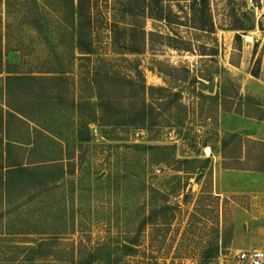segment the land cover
Returning <instances> with one entry per match:
<instances>
[{
    "label": "rangeland",
    "instance_id": "374dc122",
    "mask_svg": "<svg viewBox=\"0 0 264 264\" xmlns=\"http://www.w3.org/2000/svg\"><path fill=\"white\" fill-rule=\"evenodd\" d=\"M121 2H94L101 11L94 16L99 52L137 60L145 86L180 93L186 109L177 111L165 97L146 127L89 124L86 143L75 140L78 119L72 114H49L31 125L68 154L50 153L47 181L16 191L17 208H0V264H243L237 258L242 249L264 253V172L224 169L218 140L239 118L254 129L264 122L225 113L219 104H242L244 113L264 117V0H207L194 13L190 0L182 1L171 27L146 21L145 30L161 36L152 48L116 56L106 24ZM75 5L0 0V108L9 76L58 71L77 79ZM210 83L212 93L202 89ZM222 90L229 98L221 99ZM175 118L181 123L169 127ZM35 134L27 132L20 142L43 141ZM205 144L213 148L208 155ZM22 227L35 234L16 235ZM212 241L218 256L202 262ZM16 246L33 251L20 254Z\"/></svg>",
    "mask_w": 264,
    "mask_h": 264
},
{
    "label": "trees",
    "instance_id": "16d2710c",
    "mask_svg": "<svg viewBox=\"0 0 264 264\" xmlns=\"http://www.w3.org/2000/svg\"><path fill=\"white\" fill-rule=\"evenodd\" d=\"M182 1L123 0L118 8H111L115 15L106 24L110 52L116 56L139 55L152 48L154 39L161 36L153 31L147 32L146 21H163L171 27L178 18L177 12L184 8ZM94 2L76 0L72 10L73 52L79 56L80 62L76 80L68 72L58 71L6 78L4 107L0 108V208L15 205L17 202L12 201V196L16 191L19 193L29 188V182L47 181L46 174L53 167L47 160L50 153L68 154L62 144L54 142L42 132H36L31 126H39L47 115H74L78 119L75 124V140L77 143H86L90 139L89 124L101 128L117 125L146 127L153 113H159L165 104L160 101L165 97L172 98L173 107L177 111L186 109L181 103L180 93L172 92L170 88L145 86L137 60L109 58L99 52L94 37L97 29L94 16L101 11ZM206 6L207 0H190L188 9L194 13ZM115 17L119 20H115ZM222 98H229L223 90ZM223 102L221 100L219 108L225 113L234 112L264 122V117L244 113L242 104L226 108ZM179 123L181 121L175 118L169 127H178ZM32 130L37 133L36 136L43 137V141L31 137L25 143L20 142L21 137ZM47 133L54 135L52 132ZM214 135L217 136V133ZM218 141L224 169L264 172V154L261 153L264 150L263 142L229 132L223 133ZM248 145L252 148L249 149ZM204 147L213 150L207 144ZM34 156L39 158L31 160L30 157ZM229 162L236 166L225 167V163ZM23 178L28 181L17 185L16 180ZM19 203L13 208H17ZM23 227L16 230L15 234H35L30 228ZM13 250L26 255L33 248L16 246ZM218 252L217 244L212 241L199 258L202 262H208L216 258Z\"/></svg>",
    "mask_w": 264,
    "mask_h": 264
},
{
    "label": "crops",
    "instance_id": "0c3cea01",
    "mask_svg": "<svg viewBox=\"0 0 264 264\" xmlns=\"http://www.w3.org/2000/svg\"><path fill=\"white\" fill-rule=\"evenodd\" d=\"M248 121H256V120L248 119ZM253 127H254L253 124H251L250 122H245L244 120H242V118H239L238 120L235 121V126L229 129L231 131L229 133H239L242 131L244 132L246 131V133H248L247 137H251L252 139H255L257 141L264 143V128L254 129ZM232 244L234 246V240ZM244 249H242L240 252L246 251V248Z\"/></svg>",
    "mask_w": 264,
    "mask_h": 264
},
{
    "label": "built area",
    "instance_id": "2783aa9c",
    "mask_svg": "<svg viewBox=\"0 0 264 264\" xmlns=\"http://www.w3.org/2000/svg\"><path fill=\"white\" fill-rule=\"evenodd\" d=\"M237 258L243 264H263L264 253L256 249L242 251L238 253Z\"/></svg>",
    "mask_w": 264,
    "mask_h": 264
},
{
    "label": "water",
    "instance_id": "95a60500",
    "mask_svg": "<svg viewBox=\"0 0 264 264\" xmlns=\"http://www.w3.org/2000/svg\"><path fill=\"white\" fill-rule=\"evenodd\" d=\"M213 84L212 83H210V84H208V85H206V86H203L202 87V89L203 90H206L207 92H209V93H212L213 92Z\"/></svg>",
    "mask_w": 264,
    "mask_h": 264
},
{
    "label": "bare ground",
    "instance_id": "6f19581e",
    "mask_svg": "<svg viewBox=\"0 0 264 264\" xmlns=\"http://www.w3.org/2000/svg\"><path fill=\"white\" fill-rule=\"evenodd\" d=\"M247 39H248V38H247ZM205 152H206V155H208V154L210 153L209 148H206V149H205Z\"/></svg>",
    "mask_w": 264,
    "mask_h": 264
}]
</instances>
